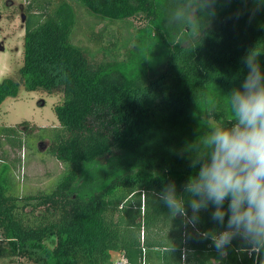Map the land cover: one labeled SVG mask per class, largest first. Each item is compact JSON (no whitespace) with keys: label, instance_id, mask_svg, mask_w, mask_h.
Here are the masks:
<instances>
[{"label":"trees","instance_id":"1","mask_svg":"<svg viewBox=\"0 0 264 264\" xmlns=\"http://www.w3.org/2000/svg\"><path fill=\"white\" fill-rule=\"evenodd\" d=\"M70 2L107 24L143 21L124 60L95 61L72 42L78 18ZM48 7L24 11L22 65L16 80L0 82V105L20 85L62 96L58 128L32 139L47 141L64 171L47 190L19 197L10 166L0 162V259L112 264L117 253L125 264H145L148 250H157L160 264H184L186 251L197 261L213 253L217 264H264V248L256 252L241 236L216 248L212 237L227 218L213 219L215 204L195 217L189 208L188 223L163 195L173 184L182 192L210 158V131L231 127L229 97L242 90L249 57L264 76V0H57ZM86 35L107 49L104 29L91 25ZM112 47L106 52L118 41ZM18 126L30 134L28 122ZM18 133L0 129L12 148ZM107 175L98 191L80 192L82 180Z\"/></svg>","mask_w":264,"mask_h":264},{"label":"rangeland","instance_id":"2","mask_svg":"<svg viewBox=\"0 0 264 264\" xmlns=\"http://www.w3.org/2000/svg\"><path fill=\"white\" fill-rule=\"evenodd\" d=\"M57 0H0V43L4 50L0 52V82L4 78L17 79V72L22 65V42L24 35V11L27 7L36 14H44L48 6ZM50 2V3H49ZM75 7L78 22L72 36V42L85 47L90 58L95 61L121 62L129 48L133 46L132 34L143 26L140 18H133L129 23L107 24V22L91 18L84 8L70 2ZM49 4V5H48ZM94 30L104 29L107 49H112V43L118 41L119 48L114 52H106L96 48L87 41L86 32L91 26ZM88 34V33H87ZM117 39V40H116ZM62 102L60 94L48 95L41 91L29 92L20 85L16 98H7L0 105V129L15 128L18 130V145L12 148L0 134V162H6L14 175L18 196L31 195L39 190H47L64 171V166L48 153V142L32 139L39 130L58 128L59 124L54 113V107ZM43 103V104H42ZM28 122L30 134L23 132L18 126ZM30 137H29V136ZM96 170V169H95ZM111 175L98 179L86 178L80 182V192L87 196L98 191ZM48 248L55 245L54 237L46 240ZM213 254V253H212ZM209 256L201 257L199 261L191 252H184V264H212ZM208 255V254H206ZM182 259V258H181ZM112 264H125V260L117 253H111ZM0 264H33L23 259H0ZM145 264H160V254L157 250H148Z\"/></svg>","mask_w":264,"mask_h":264},{"label":"clouds","instance_id":"3","mask_svg":"<svg viewBox=\"0 0 264 264\" xmlns=\"http://www.w3.org/2000/svg\"><path fill=\"white\" fill-rule=\"evenodd\" d=\"M246 67L242 90H234L229 97L231 127L212 129L204 139L210 158L188 178L182 192L173 184L163 195L173 215L188 223L212 202L216 206L213 219L227 218L225 230L212 237L216 248L241 236L259 252L264 248V76L255 58L249 57ZM189 208L193 217L188 216Z\"/></svg>","mask_w":264,"mask_h":264},{"label":"water","instance_id":"4","mask_svg":"<svg viewBox=\"0 0 264 264\" xmlns=\"http://www.w3.org/2000/svg\"><path fill=\"white\" fill-rule=\"evenodd\" d=\"M21 21L24 22V18H23V17L21 18ZM3 50H4V47H3V45L0 43V52H3ZM42 104H43V103H42Z\"/></svg>","mask_w":264,"mask_h":264},{"label":"crops","instance_id":"5","mask_svg":"<svg viewBox=\"0 0 264 264\" xmlns=\"http://www.w3.org/2000/svg\"><path fill=\"white\" fill-rule=\"evenodd\" d=\"M159 254H160V253H159ZM183 255H184V253H183ZM184 257H185V256H184ZM146 258H147V256H146ZM210 260H211L212 264H217L213 258H211Z\"/></svg>","mask_w":264,"mask_h":264},{"label":"built area","instance_id":"6","mask_svg":"<svg viewBox=\"0 0 264 264\" xmlns=\"http://www.w3.org/2000/svg\"><path fill=\"white\" fill-rule=\"evenodd\" d=\"M184 258H185L184 255H182V260H184Z\"/></svg>","mask_w":264,"mask_h":264}]
</instances>
